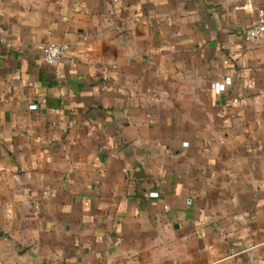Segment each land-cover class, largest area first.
I'll list each match as a JSON object with an SVG mask.
<instances>
[{
	"label": "crops",
	"instance_id": "0c3cea01",
	"mask_svg": "<svg viewBox=\"0 0 264 264\" xmlns=\"http://www.w3.org/2000/svg\"><path fill=\"white\" fill-rule=\"evenodd\" d=\"M261 13L0 0V264H264Z\"/></svg>",
	"mask_w": 264,
	"mask_h": 264
},
{
	"label": "built area",
	"instance_id": "2783aa9c",
	"mask_svg": "<svg viewBox=\"0 0 264 264\" xmlns=\"http://www.w3.org/2000/svg\"><path fill=\"white\" fill-rule=\"evenodd\" d=\"M250 7H253V3H249ZM264 35V13H261L260 17L253 22L245 32V37L247 40H256ZM69 48V43L67 41H52L48 43L44 49V57L47 63L57 64L66 54ZM104 77H107L105 74ZM217 91H222L225 89V82L214 83ZM242 97H238L236 100H242ZM35 103L31 104L30 107H36ZM151 196H157L158 192L153 191L150 193ZM38 207V206H37Z\"/></svg>",
	"mask_w": 264,
	"mask_h": 264
}]
</instances>
